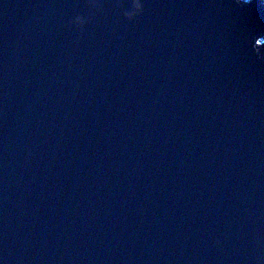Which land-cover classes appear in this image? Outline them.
I'll list each match as a JSON object with an SVG mask.
<instances>
[{
  "label": "water",
  "instance_id": "water-1",
  "mask_svg": "<svg viewBox=\"0 0 264 264\" xmlns=\"http://www.w3.org/2000/svg\"><path fill=\"white\" fill-rule=\"evenodd\" d=\"M0 264H264V2L0 0Z\"/></svg>",
  "mask_w": 264,
  "mask_h": 264
},
{
  "label": "snow or ice",
  "instance_id": "snow-or-ice-1",
  "mask_svg": "<svg viewBox=\"0 0 264 264\" xmlns=\"http://www.w3.org/2000/svg\"><path fill=\"white\" fill-rule=\"evenodd\" d=\"M244 2L250 3V0H244ZM262 2H264V0H262Z\"/></svg>",
  "mask_w": 264,
  "mask_h": 264
}]
</instances>
